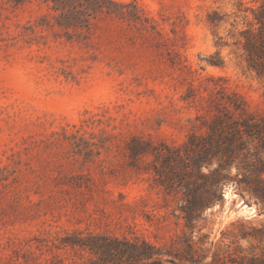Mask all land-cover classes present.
Listing matches in <instances>:
<instances>
[{"label":"rangeland","instance_id":"rangeland-1","mask_svg":"<svg viewBox=\"0 0 264 264\" xmlns=\"http://www.w3.org/2000/svg\"><path fill=\"white\" fill-rule=\"evenodd\" d=\"M112 1L79 36L41 0H0V264H89L66 239L90 233L149 241L162 264H263L264 200L235 166L188 221L185 185L211 179L155 156L222 106L264 113L238 42L262 0Z\"/></svg>","mask_w":264,"mask_h":264},{"label":"trees","instance_id":"trees-1","mask_svg":"<svg viewBox=\"0 0 264 264\" xmlns=\"http://www.w3.org/2000/svg\"><path fill=\"white\" fill-rule=\"evenodd\" d=\"M41 1L55 12V23L66 29L73 28L79 36L89 32L92 19L101 13L115 12L110 5H119L112 0ZM252 12L253 22L239 31L238 42L245 54L247 67L258 77L264 78V0ZM209 21L214 23L215 19L209 17ZM234 96L237 99L238 96ZM262 96L264 98V88ZM235 99L230 102L234 108H238ZM207 126L204 135L190 134L183 145H165L155 153L156 158L164 163L171 160L181 165L182 173L174 174L180 181L192 175L205 178L206 181L211 179L209 188L205 182L195 183L193 187L188 183L185 185L181 210L188 221L198 217L205 206L216 200L214 198H220L218 185L225 176L222 171H228L232 166L237 170L235 177H239L238 181L249 186L258 198L264 200V113H244L237 118L222 106ZM211 162H216L217 166L210 177L200 174L202 164ZM156 172L163 179V184L174 182V177L165 176L159 169ZM165 186L170 188V185ZM207 193L212 197H205ZM66 242L73 248L87 249L93 253L95 258L89 264H140L143 260L141 255L152 259L161 254L149 241H131L106 234L77 235L66 239ZM151 264H162V261L156 257Z\"/></svg>","mask_w":264,"mask_h":264}]
</instances>
